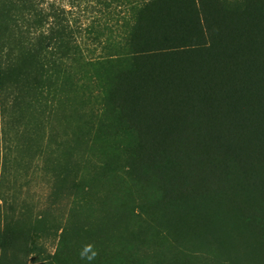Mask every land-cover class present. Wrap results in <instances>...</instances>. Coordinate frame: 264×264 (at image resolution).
Masks as SVG:
<instances>
[{
  "label": "trees",
  "instance_id": "trees-1",
  "mask_svg": "<svg viewBox=\"0 0 264 264\" xmlns=\"http://www.w3.org/2000/svg\"><path fill=\"white\" fill-rule=\"evenodd\" d=\"M105 34L55 174L68 212L2 219L0 264H264V0H0L1 113Z\"/></svg>",
  "mask_w": 264,
  "mask_h": 264
},
{
  "label": "rangeland",
  "instance_id": "rangeland-1",
  "mask_svg": "<svg viewBox=\"0 0 264 264\" xmlns=\"http://www.w3.org/2000/svg\"><path fill=\"white\" fill-rule=\"evenodd\" d=\"M105 38L106 34L100 39L86 35L81 38L82 52L70 69L73 82L69 86L63 87L57 82L49 90L42 87L37 96L27 97L19 111L11 108L13 95L10 94L4 102L5 113H1L0 107V227L6 216H18L26 208L33 216L49 210L64 220L71 200L66 197L53 200L55 174L69 149L75 153L73 159L78 160L73 138L92 109L99 107L98 88L85 74L88 67L85 62L106 54ZM17 53L14 49L12 56L16 58ZM16 115L22 118L21 122L13 120ZM39 240L48 252L55 251L56 238ZM42 259L43 256L32 253L27 264Z\"/></svg>",
  "mask_w": 264,
  "mask_h": 264
}]
</instances>
